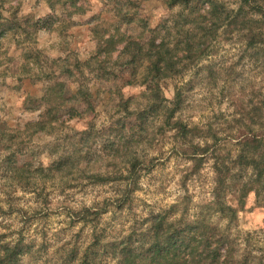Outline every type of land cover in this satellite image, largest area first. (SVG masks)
Returning <instances> with one entry per match:
<instances>
[{
	"label": "rangeland",
	"instance_id": "374dc122",
	"mask_svg": "<svg viewBox=\"0 0 264 264\" xmlns=\"http://www.w3.org/2000/svg\"><path fill=\"white\" fill-rule=\"evenodd\" d=\"M2 1L1 21L11 30L0 39V244L22 238L23 243L31 245L18 264H77L75 259L68 262L73 247L81 253L92 237L100 234L96 253H103L102 245L109 252L131 232L137 237L151 224L145 222L151 215L166 211L175 225H179L177 220L185 223L204 218L214 235L228 234L223 252L226 258L219 264H264V193L257 196L252 189L243 207L235 205L228 193L227 201L237 209L231 221L208 207L216 181L215 156L235 155L238 146L234 137L241 125H236V119L243 108L264 104V68L257 57L251 60L252 50L222 26L207 36L211 49L200 57L192 56L195 62L188 67L181 66L180 59L179 66L171 69L180 74L161 81L158 99L171 106L175 94L179 91L181 98L182 91V106L166 123L163 115L154 117L156 121L149 122L144 132L147 139L131 146L129 157L139 158L136 168L147 170H139L128 202L119 208L114 202L121 197L126 179L92 184L86 175L115 171L105 166L115 161H109L104 146L110 141L121 143L113 136L115 120H124L122 112H116L117 104L133 97L128 105L136 111L146 101L140 84L146 60L143 66L137 64L128 71H136L138 79V84L130 88L123 85L126 71L118 79L104 80L106 76H101L94 62L86 68L82 64L99 55L106 71L118 72L131 52V47H126L131 38L128 36L141 33L146 50L153 40L181 57L177 41L183 36L175 37L180 34L174 21L185 12L181 13L180 5L167 8L156 0ZM221 1L226 8L239 5L238 0ZM130 18L132 22H128ZM120 33L124 36L119 37ZM109 35L116 41L105 52L103 43L111 38ZM159 52L156 47L150 54L157 57ZM183 67L187 68L181 75ZM66 68L68 74L62 71ZM78 70L84 73L86 89L97 96L91 114L94 130L79 132L86 127L84 119L72 120L66 126L58 123L50 130L36 131L34 125L31 129L29 124L39 120L44 111L40 98L54 81L52 73L69 88L70 81L79 77ZM71 93L75 94V89ZM74 97L78 99L79 95ZM72 105L77 104L72 100ZM243 120L246 127L242 126L241 132H263L258 122L248 126L249 119ZM176 121L201 129L188 136L192 145L199 147L197 157L188 155L193 148L181 136ZM124 149L122 143L120 156ZM69 158L72 162L81 158V163L64 176L66 167L58 166ZM120 160L126 158L121 156ZM119 170L126 175L128 168ZM250 172L251 168L246 169L243 178L247 179ZM25 181L34 183L36 190L23 188ZM235 193H240L237 188ZM111 201L113 204L94 222L73 220L81 208ZM96 261L117 262L110 256L97 257Z\"/></svg>",
	"mask_w": 264,
	"mask_h": 264
},
{
	"label": "trees",
	"instance_id": "16d2710c",
	"mask_svg": "<svg viewBox=\"0 0 264 264\" xmlns=\"http://www.w3.org/2000/svg\"><path fill=\"white\" fill-rule=\"evenodd\" d=\"M156 1L161 2L167 8L180 5L181 13L185 12L182 18L177 17L175 21L173 20L176 26L174 27L176 28V33L180 34L175 37L183 36L181 37V41L179 39L177 41V46L179 48L180 45L183 54L181 57L170 53L171 49L165 48V45L162 43L161 45L154 44L153 40L150 42V49L146 50V41L144 42V39H141L142 37L140 36L143 35L141 33L137 36H128L131 38L127 42L126 47H131V52H129L128 59L122 62V66L118 72L106 71V67L102 66L103 60L100 59L99 55L89 58L82 64L86 68L90 67L94 62L95 68L102 72L101 76H106L103 78L104 80L118 79V77H122L127 72L122 77L124 78L123 85L130 88L138 84V79L136 71H132L131 73L128 71L137 64L138 66H143L146 60V68L141 74L142 79L140 81L143 87L141 94L147 96L146 101L136 111L130 110L128 105V102L133 97L129 96L125 101H120L117 104L116 112H122L121 115H124V120L121 118L115 120L117 128L113 136L118 137L121 143L114 144V141L112 143L110 141L109 145L104 146V150L108 152L109 161H115L113 163L108 162L105 166L106 168H113L115 171L111 173L91 172L89 170L87 172L91 173H87L84 171V173H87L86 177L92 184H104L112 180L126 179L127 182L122 188L121 197L117 198L114 202V206L119 208L128 202L141 170H147L136 168L138 165L136 162H139V158L129 157L131 146L135 143L138 145L143 138L147 139L144 132H147L146 129L149 122L152 124L156 121L154 117L163 115V123H166L170 118H173L174 114L182 106V91L181 98L179 91L175 94V99L172 101L171 106L162 104L158 99L162 82L180 74L171 71L172 68L175 69L176 66H179L180 59L181 66H187V64L195 62L194 59H191L192 56L196 55V57H200L207 52V49H211L209 43L210 37L207 36L216 33L219 27L225 26L223 31L230 35H236L237 40L241 41L247 50H252L250 54L251 60L257 57L258 60H261L259 63L264 68V0H238L239 5L235 8L224 7L221 0ZM3 2L0 0V9ZM2 19L3 17L0 13V39L8 30H11L9 27L3 25ZM132 21L133 18L128 20V22ZM150 32H153V30L151 29ZM123 36L124 34L120 33L119 37ZM109 37L111 38L105 39L103 43L105 52L109 45H112L116 41L113 35H109ZM156 47H159L160 52L157 57H154L150 52ZM146 52H149V54H146ZM35 57L38 58L37 56ZM185 69L184 67L181 69V75ZM62 71L69 73V68ZM52 76L54 79L53 83L46 87L45 92L40 98L43 101L41 107L44 108V111L40 115L39 120L30 123L29 127L32 129L31 125H34L33 127L36 131L50 130L55 128L58 123L59 125L66 126L72 120L84 119L86 127L79 132L86 133L94 130L91 114L95 109V98L97 96L94 95L95 92L93 93L86 89L84 73L80 71L79 77L75 78L74 81H70L69 88L64 86V83L67 82L57 79L54 73H52ZM49 80L52 81V79ZM75 85L78 86L75 87ZM73 87H75V94L71 93V91H74ZM75 95H79V98L76 99ZM72 100L78 107L77 105L76 107H73L74 105L70 106ZM64 114L67 116L65 119L63 118ZM245 118L249 119L248 126L258 122L263 132H241V127H246V124L243 123V119ZM236 121V125L241 124L238 127L239 133L234 137L237 140L236 145L238 146V150L234 156L229 153L215 156L216 181L212 189V204L208 205L209 208L214 210V213L226 217L228 221L234 219L237 211L236 207L227 201L226 196L228 193L232 196L231 200H235V205L239 207L245 205L244 199L252 189H254L253 191L257 196L264 193V104L253 106L250 109L243 108L240 117ZM174 124L181 132V136L187 139L193 148V151L188 155L193 158L197 157L198 153H201L197 152L199 147L192 145L193 142L188 136L193 130H199L200 132L201 129L197 128V126H189L187 122L182 121H176ZM141 135H144V137L141 138ZM122 143L126 149L122 150L123 154L121 156L125 157L126 160L117 161L121 159L118 151ZM85 146L89 148V145L86 144ZM80 163L81 158L77 159L76 162H72L69 158V160L60 163L58 168L62 169L66 167L64 176H67L73 173L74 171L70 170L77 168ZM122 166L128 168L126 175L123 173V170H119ZM248 168H251V172L247 179H244L245 170ZM60 169L56 170L64 173ZM23 188L31 189L32 191L36 190L35 184L28 181H25ZM235 188L240 193L234 194ZM112 202H104V205L99 207H83L74 215L73 220L82 221L83 223L94 222L99 214L108 209L109 204H113ZM170 214V212L166 211L151 215L145 221H151V224L146 225L143 231L138 233L137 237H134V233L131 232L118 245H113V248L109 252L105 251V246L102 245L103 253L99 255H97L95 249L100 243V234H95L90 244L82 249L81 253L77 247L70 249V259L68 262L75 259L77 260V264H97L99 263V261H96L97 257L105 259L109 256L116 259V264H219L220 259H222L221 263L224 262L226 253L223 252L226 251L228 246V234L214 235L205 224L204 218L185 223L177 220L179 225H175L174 222L169 221L171 219ZM96 223H92L93 227L96 226ZM211 228L213 229V227ZM214 236L216 239H214ZM212 244H215V246H212ZM30 250L31 245L23 243L22 238H19L14 243H1L0 264H18L20 258L29 253Z\"/></svg>",
	"mask_w": 264,
	"mask_h": 264
}]
</instances>
